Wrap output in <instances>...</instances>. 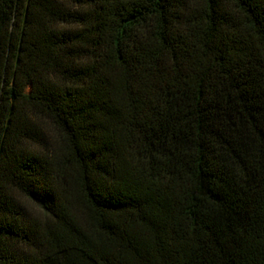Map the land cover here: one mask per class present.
I'll use <instances>...</instances> for the list:
<instances>
[{
  "label": "trees",
  "instance_id": "16d2710c",
  "mask_svg": "<svg viewBox=\"0 0 264 264\" xmlns=\"http://www.w3.org/2000/svg\"><path fill=\"white\" fill-rule=\"evenodd\" d=\"M0 264H264V0H0Z\"/></svg>",
  "mask_w": 264,
  "mask_h": 264
},
{
  "label": "rangeland",
  "instance_id": "374dc122",
  "mask_svg": "<svg viewBox=\"0 0 264 264\" xmlns=\"http://www.w3.org/2000/svg\"><path fill=\"white\" fill-rule=\"evenodd\" d=\"M38 61V64L37 65H41L43 66L42 64L47 62V57H39V59H37ZM31 74L30 72H27V74L24 76L25 80H30L31 78Z\"/></svg>",
  "mask_w": 264,
  "mask_h": 264
}]
</instances>
